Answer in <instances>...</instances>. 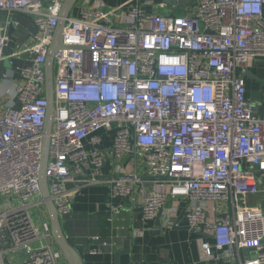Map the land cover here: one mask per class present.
Listing matches in <instances>:
<instances>
[{
	"label": "built area",
	"instance_id": "2783aa9c",
	"mask_svg": "<svg viewBox=\"0 0 264 264\" xmlns=\"http://www.w3.org/2000/svg\"><path fill=\"white\" fill-rule=\"evenodd\" d=\"M63 2L0 0V10L36 26L32 45L7 53L0 23V197L10 202L0 207L1 264H68L40 183L45 62ZM74 11L54 54L46 169L60 217L81 186L106 182L111 198L139 197L145 218L162 212L166 227L211 235L202 258L264 264V209L251 202L264 177V112L244 75L264 59V0H77ZM23 55L28 62L14 65ZM5 60L21 76L15 92L1 91ZM102 129L112 138L107 169ZM170 197L180 203L166 207ZM123 207L110 205L113 214Z\"/></svg>",
	"mask_w": 264,
	"mask_h": 264
},
{
	"label": "crops",
	"instance_id": "0c3cea01",
	"mask_svg": "<svg viewBox=\"0 0 264 264\" xmlns=\"http://www.w3.org/2000/svg\"><path fill=\"white\" fill-rule=\"evenodd\" d=\"M126 1L105 0L107 7ZM74 10L75 5L70 14L75 12ZM10 19L17 20L19 24L11 28L8 23ZM0 23L4 29H7L10 37L6 45L7 53L15 47L30 46L34 43L36 26L30 15L0 10ZM24 55L29 58L33 52L26 51ZM24 55L20 59H14V65L27 63L28 60ZM11 67L9 60H5L1 68L3 92L6 89L15 92L16 84L21 80L20 74L11 72ZM250 70L256 77L247 78L248 93L255 105L264 112V59L258 60ZM4 73L8 76H4ZM99 134L103 139L101 147L109 153L104 165V169H107L113 164L112 138L104 129L100 130ZM109 193L110 186L106 182L83 185L76 191L72 210L61 216L65 233L81 253L84 264H225L228 262L226 258L208 260L201 257V239L211 243L213 242L211 235L187 227H166L162 212L160 224L156 222L157 216L151 219L144 217L139 197L111 198ZM251 202L260 203L264 209V177L261 178V192L254 195ZM111 203H122L124 207L119 213L113 214L110 209ZM176 203H180L179 200L170 197L166 207ZM44 218L48 219L47 212ZM94 235L109 239L110 243L102 246L101 241L92 239ZM0 245L3 246L5 243L0 242ZM96 248L101 250L97 253L92 252ZM241 253L245 255L246 251L241 250ZM4 260L7 262L8 258L5 257Z\"/></svg>",
	"mask_w": 264,
	"mask_h": 264
},
{
	"label": "water",
	"instance_id": "95a60500",
	"mask_svg": "<svg viewBox=\"0 0 264 264\" xmlns=\"http://www.w3.org/2000/svg\"><path fill=\"white\" fill-rule=\"evenodd\" d=\"M77 0H64L63 7L61 11V18L59 20V24L55 30L53 35L49 52L47 55V59L45 62L46 69V98L48 101L47 106V116L46 123L44 128V138H43V149H42V161H41V169H40V183L42 189V195L44 198V205L46 208V212L50 221L52 237L56 245L62 250L65 255V258L68 264H84L83 257L81 253L77 250V248L71 243L68 236L65 233L62 220L58 209L51 198L49 183H48V174H47V164L49 160V140L50 133L53 128V124L55 122L54 116V108H55V100H54V54L59 49L64 47L62 33L65 27L66 19L70 15L73 6L75 5ZM177 0H171L172 3H175ZM179 3H183L184 0H178ZM13 28V24L10 25ZM245 76H253V72L249 69L244 73ZM161 212L157 216V223H161L160 221ZM195 230V229H194Z\"/></svg>",
	"mask_w": 264,
	"mask_h": 264
},
{
	"label": "rangeland",
	"instance_id": "374dc122",
	"mask_svg": "<svg viewBox=\"0 0 264 264\" xmlns=\"http://www.w3.org/2000/svg\"><path fill=\"white\" fill-rule=\"evenodd\" d=\"M162 10V9H161ZM164 10V9H163ZM181 11H178L177 13H180ZM10 204L9 202V198H4V197H0V206H5L7 207ZM45 214V213H44ZM34 218L36 219V221L39 219V217L37 216L36 211H34ZM15 257H19L20 259L25 257V254H17V256Z\"/></svg>",
	"mask_w": 264,
	"mask_h": 264
}]
</instances>
